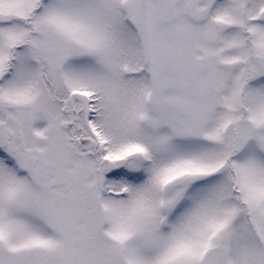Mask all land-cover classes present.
Here are the masks:
<instances>
[{
	"label": "snow or ice",
	"instance_id": "1",
	"mask_svg": "<svg viewBox=\"0 0 264 264\" xmlns=\"http://www.w3.org/2000/svg\"><path fill=\"white\" fill-rule=\"evenodd\" d=\"M0 264H264V0H0Z\"/></svg>",
	"mask_w": 264,
	"mask_h": 264
}]
</instances>
